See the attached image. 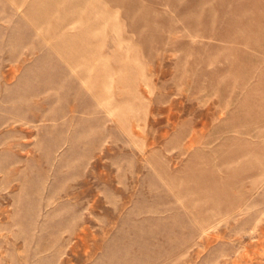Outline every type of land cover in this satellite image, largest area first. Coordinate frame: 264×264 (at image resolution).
<instances>
[{"label": "rangeland", "instance_id": "374dc122", "mask_svg": "<svg viewBox=\"0 0 264 264\" xmlns=\"http://www.w3.org/2000/svg\"><path fill=\"white\" fill-rule=\"evenodd\" d=\"M0 264H264V0H0Z\"/></svg>", "mask_w": 264, "mask_h": 264}]
</instances>
